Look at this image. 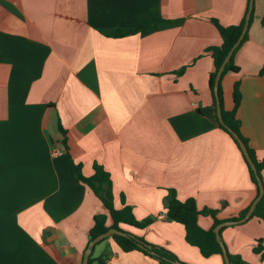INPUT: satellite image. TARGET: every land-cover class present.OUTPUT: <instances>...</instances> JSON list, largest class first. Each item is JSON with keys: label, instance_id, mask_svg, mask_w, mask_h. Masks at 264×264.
Segmentation results:
<instances>
[{"label": "crops", "instance_id": "obj_1", "mask_svg": "<svg viewBox=\"0 0 264 264\" xmlns=\"http://www.w3.org/2000/svg\"><path fill=\"white\" fill-rule=\"evenodd\" d=\"M246 8L247 0H0V264L82 263L93 216L104 212L79 178L94 163L110 174L115 208L123 196L135 218L154 217L146 231L124 230L188 264H223L185 240L164 203L172 188L225 221L256 196L240 150L219 126L206 51L221 44L218 25L239 24ZM263 16L264 0H254L234 55L239 71L221 81L226 110L239 82L236 115L258 160ZM118 30L124 35H112ZM55 142L59 156L51 155ZM213 222L198 217L204 229ZM221 237L230 253L264 264L252 250L257 239L264 245V219L224 226ZM96 248L92 257L108 255L101 264H158L112 238Z\"/></svg>", "mask_w": 264, "mask_h": 264}, {"label": "trees", "instance_id": "obj_2", "mask_svg": "<svg viewBox=\"0 0 264 264\" xmlns=\"http://www.w3.org/2000/svg\"><path fill=\"white\" fill-rule=\"evenodd\" d=\"M253 3H254V0H253ZM248 5H249V0H247L246 12L248 10ZM252 13H253V7L251 11L248 28L252 20ZM245 15L239 24L229 25V26L218 25V30H219V33L222 39L221 44L216 47L207 48L206 50L211 53V56L214 62V70L210 72L209 79H208V85H209V88L212 94V101H213L214 106H215V97H214L213 87H214V80H215L216 73L221 63L223 62L226 54L228 53V51L230 50V48L233 46V44L238 38L242 30L243 24H244ZM262 22H264V16L262 17ZM248 28H247V31L243 39L233 51L232 55L230 56L229 61L226 63L221 73L217 91H218V99L220 101L221 110H222V118L224 120V123L230 129L236 132L246 144L249 154L256 166L258 175L260 176L263 182V185H264V179L262 176V169L264 168V159L258 160L256 158L254 150L249 146L248 140L242 135L240 131V122L236 115L237 107L240 102V90H239L238 81H236L233 86V92H232L233 106L232 108L230 110H226L223 106V90H222L221 81H222L223 76L228 71H233V72L239 71V67L234 63V55L236 51L239 49V47L242 45V43L247 39ZM112 35L121 36V35H124V33L118 30ZM182 70L183 69L179 70L177 73L178 74L181 73ZM261 73H264V66L261 69ZM219 126L232 138V140L234 141V143L240 150L242 157L248 168L250 178L256 188V196H257L259 193V188H258L257 179H256L254 172L250 168L237 141L234 139L232 134L227 130V128L222 126L220 123H219ZM59 129L60 131H62L61 125L59 126ZM79 178L88 187H90V189L94 192V194L99 198L104 208V212L96 213L93 216V223L88 233V243L91 239L96 237L98 234L107 231L109 228H116V229L125 231L126 234L125 235L112 234L111 236L104 238L103 240L112 238L114 242L117 244V246L122 251H125V252L132 251V250L141 251L144 254L148 255L149 257L157 260L158 264H173V261L179 260L178 257L173 252L164 248L163 246L152 244L146 241L144 238L137 236L133 233H130L122 228V225H129V226L136 227V228H144L154 220V217H147L142 220H138L137 218H135L132 212L131 206L125 202V199L123 196L121 198L122 207L115 208L113 205L112 181L110 178V174L100 164L94 163L93 174L91 176L85 177L79 174ZM168 202L169 204L166 207V217L167 219L177 222L184 227L185 240L190 245L197 247L200 254L204 257H209L214 254H218L222 256V248L219 242L216 240L215 233L213 231L214 227L222 221L215 216V211L212 209H199L196 204L195 199L192 197L186 198L185 200L178 199L176 196V191L172 188L168 189ZM248 208L249 206L243 209L237 216L229 220H237V219L242 218L247 212ZM201 214H209L213 217L214 222L210 228L204 229L199 225L198 217ZM108 217L112 220L111 224L109 225L107 224ZM251 217H257L262 220L264 219V193L261 199L256 204ZM103 240L96 243L95 246L99 244L100 242H102ZM147 245H149L150 247L148 248ZM95 246L92 248V251L90 253L88 264H92L94 261H97L99 264L104 263L106 258L108 257V255L106 254L98 256L96 258L92 257ZM252 250L255 254H258L260 256L261 260L264 261V245H263L262 239L256 240V243L253 246ZM227 254L230 260V264H251L249 262H246L244 259H242L240 255H235V254L230 253L228 249H227ZM223 264H224V261H223Z\"/></svg>", "mask_w": 264, "mask_h": 264}, {"label": "water", "instance_id": "obj_3", "mask_svg": "<svg viewBox=\"0 0 264 264\" xmlns=\"http://www.w3.org/2000/svg\"><path fill=\"white\" fill-rule=\"evenodd\" d=\"M252 7H253V0H249L248 10H247L246 15H245V20H244V24H243L242 30H241L237 40L235 41V43L233 44V46L230 48V50L226 54L223 62L221 63V65H220V67H219V69H218V71L216 73L215 80H214V87H213L214 97H215V109H216V115H217V118H218V122L222 126L227 128V130L232 134L234 139L237 141V143H238V145H239V147H240L245 159L247 160L250 168L252 169V171L254 172V174L256 176L257 184H258V188H259L258 195L254 198V200L250 204L247 212L245 213V215L242 218L237 219V220H225V221H222V222L218 223L213 229V231L215 233L216 240L219 242V244H220V246L222 248V257H223L224 264H230V260H229L228 254H227V248H226V246H225V244H224V242L222 240V237H221V229L224 226L242 223V222L246 221L248 218H250L252 213H253V211H254V209H255L256 204L261 199V197H262V195L264 193L263 182H262L260 176L258 175L256 166H255V164H254V162H253V160H252V158H251V156L249 154V151L247 149L246 144L244 143V141L239 137V135L236 132H234L232 129H230L228 126H226V124L224 123V120L222 118L221 105H220V101L218 99V91H217L221 73H222L226 63L229 61L230 56L232 55L233 51L240 44L241 40L243 39V37H244V35H245L246 31H247L249 20H250V16H251ZM168 204H169L168 201L164 203V205L166 207L168 206ZM112 234L125 235L126 233L123 230H119V229H116V228H109L107 231L98 234L96 237H94L93 239H91L89 241L86 249L83 252V257H82V263L81 264H88L90 253L92 251V248L95 246V244L98 243L99 241L103 240L104 238H107V237L111 236ZM147 247L149 248L150 246L147 245ZM173 264H186V263H184V262H182L180 260H175V261H173Z\"/></svg>", "mask_w": 264, "mask_h": 264}, {"label": "built area", "instance_id": "obj_4", "mask_svg": "<svg viewBox=\"0 0 264 264\" xmlns=\"http://www.w3.org/2000/svg\"><path fill=\"white\" fill-rule=\"evenodd\" d=\"M63 153H64V148L58 142H55L51 148V155L59 156Z\"/></svg>", "mask_w": 264, "mask_h": 264}, {"label": "rangeland", "instance_id": "obj_5", "mask_svg": "<svg viewBox=\"0 0 264 264\" xmlns=\"http://www.w3.org/2000/svg\"><path fill=\"white\" fill-rule=\"evenodd\" d=\"M148 226V225H147ZM147 226L146 227H144V228H135V227H133L132 229H137V230H140V231H146V228H147ZM98 251V248H96L95 249V251L93 252V255H95L96 254V252ZM179 259V258H178ZM180 260V259H179ZM181 261V260H180ZM183 262V261H182ZM184 263H186V262H184ZM186 264H188V263H186Z\"/></svg>", "mask_w": 264, "mask_h": 264}]
</instances>
